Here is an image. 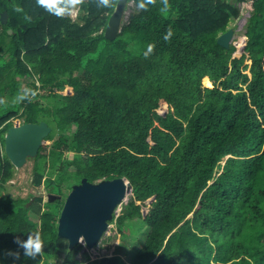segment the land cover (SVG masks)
Masks as SVG:
<instances>
[{"label":"trees","instance_id":"trees-1","mask_svg":"<svg viewBox=\"0 0 264 264\" xmlns=\"http://www.w3.org/2000/svg\"><path fill=\"white\" fill-rule=\"evenodd\" d=\"M117 1L85 0L61 18L37 0H0V264H264V0L229 47L218 37L244 0H169L167 13L128 0L112 40ZM22 89L37 95L17 103ZM21 120L51 126L35 171L55 200L4 193L6 133ZM84 177L132 185L105 233L140 226L129 263L59 235V196ZM35 231L44 250L33 260L14 241Z\"/></svg>","mask_w":264,"mask_h":264},{"label":"water","instance_id":"water-1","mask_svg":"<svg viewBox=\"0 0 264 264\" xmlns=\"http://www.w3.org/2000/svg\"><path fill=\"white\" fill-rule=\"evenodd\" d=\"M128 0H118L110 15L105 35L115 39L121 31ZM2 20L6 23L7 11ZM12 32V29H9ZM234 28L218 37V42L229 47L234 38ZM51 126L45 120L12 125L6 133L5 150L16 167H22L29 158L37 156ZM132 185L124 177L91 182L84 177L73 186L64 203L58 220L59 235L69 241L70 248L84 241L95 248L110 226L118 206L132 193Z\"/></svg>","mask_w":264,"mask_h":264},{"label":"rangeland","instance_id":"rangeland-1","mask_svg":"<svg viewBox=\"0 0 264 264\" xmlns=\"http://www.w3.org/2000/svg\"><path fill=\"white\" fill-rule=\"evenodd\" d=\"M132 3V2H130ZM238 6L241 9V14L238 17H235L231 21V27L234 28V39L242 37L246 30L248 19L252 13L253 10V0H244L241 1ZM129 9H126V15H128ZM78 14V12H77ZM77 14L74 18H77ZM230 27V28H231ZM58 102L61 103L59 100ZM22 122V120H21ZM58 135V134H57ZM56 135V136H57ZM226 157L222 159V163H225ZM57 165H60V162L57 163ZM35 157L29 158L27 162L22 167H16L14 170V176L12 179L9 180L7 183V188L4 190V193L9 192L14 197H28L32 193L36 196H39L43 194L46 196H50L48 190L46 189V186L43 185V183L36 182V171H35ZM54 172L50 171L48 173L49 176H51ZM68 194H62L60 196V199L65 201ZM130 194L127 196L129 197ZM55 200L58 197L52 196ZM30 204V202L28 203ZM122 208V203L117 208V214H119L120 210ZM59 219V217H58ZM113 230H116V223L112 224ZM141 228L138 224H129V222L126 223V226L124 228V233L117 231L116 235L114 236L115 239L112 241V233L109 231L107 234H105L102 239L99 241L98 249V257H103L106 255H112V254H119L121 255L126 262H130V253L131 250L137 249V243H138V237L140 234ZM81 255V253H80ZM52 261V258H51Z\"/></svg>","mask_w":264,"mask_h":264},{"label":"clouds","instance_id":"clouds-1","mask_svg":"<svg viewBox=\"0 0 264 264\" xmlns=\"http://www.w3.org/2000/svg\"><path fill=\"white\" fill-rule=\"evenodd\" d=\"M132 2L135 4L137 11H147L149 9V6L156 5L157 0H132ZM159 2L161 5L160 11L162 13H167L170 10L169 0H159ZM84 3L85 0H37V4L40 7L45 8L49 13L61 18L65 16L75 17L77 12L79 11V6ZM95 4L97 8H111L114 6L115 0H95ZM16 11H22V9L16 7ZM25 18L30 19L29 17H25ZM172 35H173L172 28L169 27L166 34L164 35V40L170 41ZM154 49H155V45L149 44L147 46V50L144 53L145 58H147L150 54H152ZM36 95L37 92L32 89H22L15 97V102L19 103V102H23L24 100H30L32 97ZM0 103H4V101L0 100ZM52 196H56V195L55 194L51 195L50 199H53ZM66 196L68 197V195ZM65 201L63 202L65 203ZM14 243L17 244L18 248L23 250V254L25 257L35 260L38 256L43 255L44 243L41 237V233L39 231L29 233L27 235L26 240L20 239V237L17 236ZM6 255L13 257L15 260H19L20 258V252L18 251L16 252L9 251L6 253Z\"/></svg>","mask_w":264,"mask_h":264}]
</instances>
